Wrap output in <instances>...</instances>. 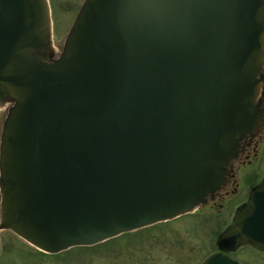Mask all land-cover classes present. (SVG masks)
Returning <instances> with one entry per match:
<instances>
[{"label": "water", "instance_id": "95a60500", "mask_svg": "<svg viewBox=\"0 0 264 264\" xmlns=\"http://www.w3.org/2000/svg\"><path fill=\"white\" fill-rule=\"evenodd\" d=\"M52 31L48 0H0V231L57 254L215 199L264 127V0H85ZM251 190L221 251L264 250Z\"/></svg>", "mask_w": 264, "mask_h": 264}, {"label": "rangeland", "instance_id": "374dc122", "mask_svg": "<svg viewBox=\"0 0 264 264\" xmlns=\"http://www.w3.org/2000/svg\"><path fill=\"white\" fill-rule=\"evenodd\" d=\"M49 1L53 16L54 46L61 50L84 0ZM4 116L5 112H1L0 136ZM258 147L257 158H254L252 153L245 164H239L241 169L238 172L237 183L240 185L242 198L251 185L264 176V131L262 141L258 140ZM238 203L237 200L235 205L237 206ZM233 207V204L226 205L219 210L208 203L194 215H186L96 246L75 248L59 255H44L30 247V251L26 250L30 256H33L30 260L25 259L28 254L23 253L20 245L17 243L9 245L10 242L15 243V240L13 237H8V240H4L9 247L8 253L4 248L2 262L3 264H201L217 250L215 242L219 234L231 223ZM23 248L25 250V247ZM242 258L250 259L247 254Z\"/></svg>", "mask_w": 264, "mask_h": 264}, {"label": "flooded vegetation", "instance_id": "af4514ba", "mask_svg": "<svg viewBox=\"0 0 264 264\" xmlns=\"http://www.w3.org/2000/svg\"><path fill=\"white\" fill-rule=\"evenodd\" d=\"M258 148H259L258 147V142L255 141V143L253 144L252 148L248 149L240 157V159H238V161H236L234 163L233 168H232L233 171H232V178L230 180V183L228 184V186L225 189H223L221 192H219L217 194L215 201L209 202V204H211L213 207H217L219 210L222 209L223 207H225L226 205H232L233 204L234 207H233L232 212H231V215H232L231 223L233 221L234 211L236 210V208L240 204H242L245 201V199L248 198L250 189L255 187L260 182V180H259L258 182L256 181L255 184L251 185V187L248 189L245 197L242 198V196H241L242 193L240 191V185H239V183H237L238 172L241 169L239 164H241V163L245 164L246 161L249 158H251V154L252 153L254 155V158H257L258 152H259ZM237 200L239 201V203L236 206L235 204H236ZM0 221H1V192H0ZM8 237H13L14 240H15V243L14 242H10L9 245L17 243L18 245L21 246V249H22L23 253H25L27 249L30 251L31 250L30 247L35 249L31 244H29L27 241H25L20 236L15 234L13 231H11V230L0 231V264H3L2 260H3V257H4V254H3L4 253V248H6V252L8 253V248L9 247L4 243V240H6V239L8 240L9 239ZM217 241H218V239H217ZM215 243L217 245V242H215ZM23 247H25V250H24ZM26 253L28 255H27V257H25V259L30 260V258H33V256H30V254L28 252H26ZM39 253H42V252H39ZM217 253L228 257L229 259H231L232 261L236 262L237 264H264V250L255 248V247H253L251 245L240 246V247H238V249H236L235 251H232V252L221 251L220 249H218V246H217V250L215 252H213L212 254H210L205 259V261H207L213 255H216ZM42 254L46 255L45 253H42ZM244 254H247L250 257V259H247V260L243 259L242 257H243ZM33 255H34V252H33ZM205 261H203L201 264H203Z\"/></svg>", "mask_w": 264, "mask_h": 264}, {"label": "bare ground", "instance_id": "6f19581e", "mask_svg": "<svg viewBox=\"0 0 264 264\" xmlns=\"http://www.w3.org/2000/svg\"><path fill=\"white\" fill-rule=\"evenodd\" d=\"M55 51H56V53H58V51L61 52L60 48H57L56 46H55Z\"/></svg>", "mask_w": 264, "mask_h": 264}]
</instances>
